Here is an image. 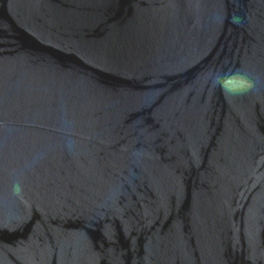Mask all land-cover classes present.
Masks as SVG:
<instances>
[{
	"label": "water",
	"instance_id": "obj_1",
	"mask_svg": "<svg viewBox=\"0 0 264 264\" xmlns=\"http://www.w3.org/2000/svg\"><path fill=\"white\" fill-rule=\"evenodd\" d=\"M0 264H264V0H0Z\"/></svg>",
	"mask_w": 264,
	"mask_h": 264
},
{
	"label": "clouds",
	"instance_id": "obj_2",
	"mask_svg": "<svg viewBox=\"0 0 264 264\" xmlns=\"http://www.w3.org/2000/svg\"><path fill=\"white\" fill-rule=\"evenodd\" d=\"M231 78L232 77L216 76L214 78V84L220 86L221 89H222V91H225L227 94H230V95H240V94H243L244 92L248 91L252 87L250 81H247L246 79H244L243 77H241L240 79L243 81V84H242V86L240 88H238V89L225 88V86H224L225 80L226 79H231Z\"/></svg>",
	"mask_w": 264,
	"mask_h": 264
}]
</instances>
